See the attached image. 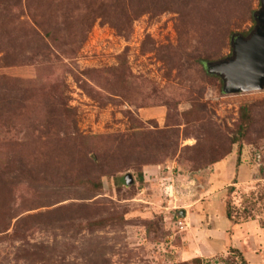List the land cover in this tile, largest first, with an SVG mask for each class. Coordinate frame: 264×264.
Listing matches in <instances>:
<instances>
[{
  "label": "rangeland",
  "instance_id": "rangeland-1",
  "mask_svg": "<svg viewBox=\"0 0 264 264\" xmlns=\"http://www.w3.org/2000/svg\"><path fill=\"white\" fill-rule=\"evenodd\" d=\"M260 8L0 0V264H264V85L204 67Z\"/></svg>",
  "mask_w": 264,
  "mask_h": 264
},
{
  "label": "water",
  "instance_id": "water-1",
  "mask_svg": "<svg viewBox=\"0 0 264 264\" xmlns=\"http://www.w3.org/2000/svg\"><path fill=\"white\" fill-rule=\"evenodd\" d=\"M260 1L261 8L255 14L257 24L251 34L232 38V56L204 64L208 72L222 76L225 93L259 90L264 85V0ZM179 214L184 216V210Z\"/></svg>",
  "mask_w": 264,
  "mask_h": 264
},
{
  "label": "trees",
  "instance_id": "trees-1",
  "mask_svg": "<svg viewBox=\"0 0 264 264\" xmlns=\"http://www.w3.org/2000/svg\"><path fill=\"white\" fill-rule=\"evenodd\" d=\"M256 14V13H255ZM255 14H254V18H255ZM256 20V19H255ZM256 24H257V21H256ZM254 30V29H253ZM252 30V31H253ZM251 31V32H252ZM251 34V33H250ZM249 34V35H250ZM248 35V36H249ZM242 36V35H241ZM243 37H245V36H243ZM247 37V36H246ZM232 54H233V50H232ZM232 56V55H231ZM217 61H220V60H216V61H213V62H217ZM206 63H212V62H206ZM206 69V68H205ZM207 70V69H206ZM208 71V70H207ZM213 74H215V73H213ZM218 76H221V75H219V74H217ZM221 78H222V76H221ZM223 79V78H222ZM235 182V181H234ZM234 189H233V186H230V192H232ZM225 215H226V218L232 223V224H234V222L232 221V214H231V211H230V209H229V205L226 207V213H225ZM229 250H230V252L231 253H236L237 254V260L236 261H234L232 264H247V262H246V260L244 259V257H243V255H242V253L238 250V249H236V248H233V247H231V248H229Z\"/></svg>",
  "mask_w": 264,
  "mask_h": 264
},
{
  "label": "crops",
  "instance_id": "crops-1",
  "mask_svg": "<svg viewBox=\"0 0 264 264\" xmlns=\"http://www.w3.org/2000/svg\"><path fill=\"white\" fill-rule=\"evenodd\" d=\"M184 214H185V212H184ZM222 215H223V218H224V225H225V228H229V227H231L232 229H233V227H234V225H232V224H229V220L226 218V216H224V213H222ZM224 228V229H225ZM218 232V229H215L214 227L213 228H211V229H207V233H208V235H210L211 237H215L216 235H218V234H220V233H217ZM208 238H210V237H208ZM214 245H212V247L210 246V248L212 249V250H214V249H217L218 248V243H217V241H214ZM231 247H233V248H235L236 247V249H240V247L239 246H235L234 244H232V246H230L229 248H231ZM244 247H246V246H244ZM240 250H242V249H240ZM239 250V251H240ZM241 252V251H240ZM242 252H243V257H244V259L246 260V262H247V258H245V254H247V253H249V250L248 249H246V248H243V250H242ZM241 252V253H242ZM247 264H251V263H248L247 262Z\"/></svg>",
  "mask_w": 264,
  "mask_h": 264
}]
</instances>
